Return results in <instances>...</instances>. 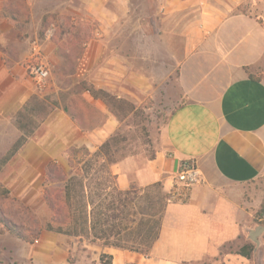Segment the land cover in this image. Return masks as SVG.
Segmentation results:
<instances>
[{
	"label": "crops",
	"instance_id": "crops-1",
	"mask_svg": "<svg viewBox=\"0 0 264 264\" xmlns=\"http://www.w3.org/2000/svg\"><path fill=\"white\" fill-rule=\"evenodd\" d=\"M140 2L145 23L130 32L121 30L122 21L132 17L130 0H0V176L15 167L11 181L39 183L49 164L56 161L66 172L70 150L95 152L113 133L114 114L88 88L131 94L132 87L149 86L119 47H108L106 39L120 43L130 32L127 37H143L142 47L158 54L164 78L172 54L178 102L162 130L165 154L141 170H130L126 161L111 165L117 189L158 183L168 192L184 160L195 161L200 182L185 202L166 203L146 255L48 231L26 244L9 239L0 225V264H70L69 256L75 264H103L102 255L110 264H249L223 250L252 229L245 192L264 175V22L236 11L243 0ZM75 3L81 21L87 17L100 28L98 39H84L78 47L77 101L62 98L60 88L40 91L29 75L34 62L50 70L70 52L62 42L71 33H47L44 27L69 20ZM169 17L178 26L169 29ZM168 33L177 34L174 43ZM132 43L134 51L141 47ZM21 137L23 143L7 159Z\"/></svg>",
	"mask_w": 264,
	"mask_h": 264
},
{
	"label": "rangeland",
	"instance_id": "rangeland-1",
	"mask_svg": "<svg viewBox=\"0 0 264 264\" xmlns=\"http://www.w3.org/2000/svg\"><path fill=\"white\" fill-rule=\"evenodd\" d=\"M130 1L132 17L130 21L128 19L122 21L121 30H129L130 32L141 31L145 23L144 5L140 0ZM148 8L150 7L148 6ZM73 10L74 14L69 17V20L58 22L57 25H54L56 27L55 31L54 26H50V24H53L51 23L52 21L48 25L45 23L46 26L44 28H48L46 29L47 33H71V36L62 42V44H66L65 47L67 49L69 47L71 49L68 54H63L62 61L55 67L48 70L45 66L48 76L44 90L52 92L55 88H60L63 90L62 98L72 99L73 101L76 99L77 101L79 88L76 81L79 82L81 80L77 73L79 71L78 58H80L78 47H80L84 39H98L99 33L96 31L100 28L95 21L90 19L86 21L85 18L87 17L82 16L84 19L81 21L80 6L78 4L75 3L73 5ZM236 11L258 17L260 21L264 22V0H243L237 6ZM174 20L175 17L169 20V29L176 27L177 24H175ZM82 33L86 34V38L81 37ZM126 33L125 37L119 41L120 43L112 41V38L106 39L108 47L109 49L114 46L119 47V51L123 52L132 66L131 69L135 72L141 71L142 76L148 79L149 86L142 88L132 87L130 89L131 94H123L120 91L107 92L111 99L109 101L110 107L105 104V109L114 114L116 118V127L113 133L108 135L107 139L114 137L115 140L112 145L113 158L117 159L118 162L126 161L130 170H141L147 168L149 162H153L157 155L165 154L163 151L162 130L169 112L178 102L176 70L171 67L173 66L172 54H168L166 58L168 70L164 78L165 72L159 69V64L156 60L158 54L153 51L150 53L142 47L144 45L143 37L131 38L127 37ZM170 34H172V37H169V43H174L177 34L168 33V35ZM132 41H137V46L140 45L141 47H136L134 51ZM152 41L158 42L159 39H153ZM105 73L107 74V72ZM93 76L102 79L100 70H97V73L94 70ZM125 87L127 88V86ZM42 112L44 111L42 110ZM39 114L38 111L35 114L37 119L40 118ZM92 152L94 153V151ZM83 156V151L70 150L67 157L66 172L64 171V166L62 167L55 161L47 166L50 167V171L48 173L45 171L44 180L39 183L11 181L9 178L11 171L15 170V167H10L9 170L1 174L0 218L8 223L15 230L14 232L23 235L27 241L17 237L14 232L11 233V231L0 224L2 226L1 229L7 233L9 239L18 238L26 244H31L39 239L42 231H47L45 229L46 224L52 214L49 202L55 205L63 203V185L67 177L74 173L76 167H79L77 163L83 161ZM160 177V184H162L163 177L162 175ZM172 181L173 178H170L168 189L170 184L173 183ZM133 185L138 188L136 184ZM145 189H147L148 194H154V189ZM157 189L163 194L167 193L164 192L162 185ZM245 193L248 201V227H252V229L257 226L264 227V210L262 209L264 205V175L261 176V179L252 183ZM139 204L145 207L147 199L140 198ZM258 241L259 244L256 246L244 233L237 241L226 246L223 253L236 254L241 246L250 244L253 247V251L249 258V264H264V232L259 235ZM9 247V249L12 248L10 244ZM68 260L70 264H75V260L71 256H69ZM103 260L105 262L108 261L105 256ZM24 264H29V262L25 261ZM78 264L83 263L80 261ZM84 264L91 263L84 261Z\"/></svg>",
	"mask_w": 264,
	"mask_h": 264
},
{
	"label": "trees",
	"instance_id": "trees-1",
	"mask_svg": "<svg viewBox=\"0 0 264 264\" xmlns=\"http://www.w3.org/2000/svg\"><path fill=\"white\" fill-rule=\"evenodd\" d=\"M88 90L94 99L110 107V95L102 90ZM23 141V137L17 140L7 159ZM114 142V137L107 139L94 153L83 150V161L77 163L79 167L63 185V203L55 205L49 202L52 214L45 229L80 241L89 240L146 255L157 236L168 196L157 189L158 183L149 187L154 189L152 195L147 189L135 186L126 191L118 190L116 176L110 171V166L118 162L112 157ZM49 171L50 167H47L46 172ZM142 197L147 199L145 207L139 204ZM0 224L11 233L15 231L1 218ZM14 234L27 241L20 233ZM252 251V245L248 244L241 247L237 254L249 259ZM103 258L104 255L101 256V263L110 264L109 258L107 262Z\"/></svg>",
	"mask_w": 264,
	"mask_h": 264
},
{
	"label": "built area",
	"instance_id": "built-area-1",
	"mask_svg": "<svg viewBox=\"0 0 264 264\" xmlns=\"http://www.w3.org/2000/svg\"><path fill=\"white\" fill-rule=\"evenodd\" d=\"M29 75L35 81L37 88L41 91L46 88L48 71L41 63H33L29 67ZM201 179V172L193 160L182 161L173 176V183L166 193L168 202H185L190 189L198 184Z\"/></svg>",
	"mask_w": 264,
	"mask_h": 264
},
{
	"label": "water",
	"instance_id": "water-1",
	"mask_svg": "<svg viewBox=\"0 0 264 264\" xmlns=\"http://www.w3.org/2000/svg\"><path fill=\"white\" fill-rule=\"evenodd\" d=\"M262 232H264L263 226H257L251 229L248 231V239L257 246L259 244L258 237Z\"/></svg>",
	"mask_w": 264,
	"mask_h": 264
}]
</instances>
